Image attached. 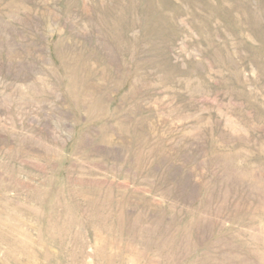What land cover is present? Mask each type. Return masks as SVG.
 <instances>
[{"label":"rangeland","instance_id":"obj_1","mask_svg":"<svg viewBox=\"0 0 264 264\" xmlns=\"http://www.w3.org/2000/svg\"><path fill=\"white\" fill-rule=\"evenodd\" d=\"M0 264H264V0H0Z\"/></svg>","mask_w":264,"mask_h":264}]
</instances>
